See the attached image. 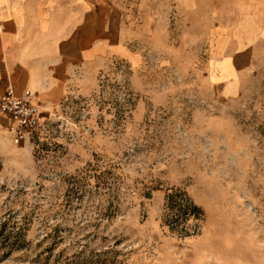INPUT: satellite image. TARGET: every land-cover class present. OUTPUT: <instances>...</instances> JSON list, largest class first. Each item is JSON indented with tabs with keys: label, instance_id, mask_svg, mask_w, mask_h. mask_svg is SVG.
I'll use <instances>...</instances> for the list:
<instances>
[{
	"label": "rangeland",
	"instance_id": "rangeland-1",
	"mask_svg": "<svg viewBox=\"0 0 264 264\" xmlns=\"http://www.w3.org/2000/svg\"><path fill=\"white\" fill-rule=\"evenodd\" d=\"M124 2L127 56L26 144L0 116V264H264V63L229 92L213 0Z\"/></svg>",
	"mask_w": 264,
	"mask_h": 264
},
{
	"label": "crops",
	"instance_id": "crops-1",
	"mask_svg": "<svg viewBox=\"0 0 264 264\" xmlns=\"http://www.w3.org/2000/svg\"><path fill=\"white\" fill-rule=\"evenodd\" d=\"M125 0H0V97L30 90L42 112L62 101L74 77L110 55L127 56L119 14ZM207 14V0H180ZM229 25L215 27L229 92L264 63V0H213ZM211 7L212 3H209Z\"/></svg>",
	"mask_w": 264,
	"mask_h": 264
},
{
	"label": "built area",
	"instance_id": "built-area-1",
	"mask_svg": "<svg viewBox=\"0 0 264 264\" xmlns=\"http://www.w3.org/2000/svg\"><path fill=\"white\" fill-rule=\"evenodd\" d=\"M1 125L11 135L17 145L30 141L34 132L40 125L42 110L34 102L30 90H25L22 95L9 88L0 97Z\"/></svg>",
	"mask_w": 264,
	"mask_h": 264
}]
</instances>
